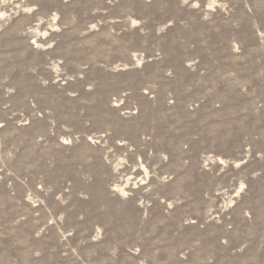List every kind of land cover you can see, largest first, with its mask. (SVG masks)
I'll list each match as a JSON object with an SVG mask.
<instances>
[{
  "label": "rangeland",
  "instance_id": "1",
  "mask_svg": "<svg viewBox=\"0 0 264 264\" xmlns=\"http://www.w3.org/2000/svg\"><path fill=\"white\" fill-rule=\"evenodd\" d=\"M0 264H264V0H0Z\"/></svg>",
  "mask_w": 264,
  "mask_h": 264
}]
</instances>
